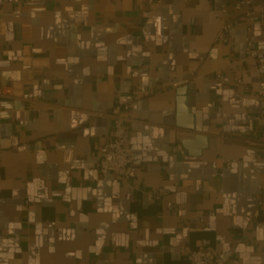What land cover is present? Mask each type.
Returning <instances> with one entry per match:
<instances>
[{"label": "crops", "instance_id": "0c3cea01", "mask_svg": "<svg viewBox=\"0 0 264 264\" xmlns=\"http://www.w3.org/2000/svg\"><path fill=\"white\" fill-rule=\"evenodd\" d=\"M230 5L161 0L155 29L144 0H0V264H186L181 246L202 239L227 264H264V156L250 143L264 142V116L247 23L234 28L236 64L215 40ZM185 87L193 132L209 138L197 155L171 150L186 131ZM116 102L128 105V180L97 167Z\"/></svg>", "mask_w": 264, "mask_h": 264}, {"label": "built area", "instance_id": "2783aa9c", "mask_svg": "<svg viewBox=\"0 0 264 264\" xmlns=\"http://www.w3.org/2000/svg\"><path fill=\"white\" fill-rule=\"evenodd\" d=\"M144 1L147 7L142 10V16L147 24L158 29L161 18L155 14V9L161 0ZM221 14L224 21L216 33L215 40L231 47L230 55L233 64L238 62L234 54V28L239 27L243 22L247 23L244 58L250 60L256 74L257 87L255 92L258 96L261 114L264 116V50L258 49L252 30V25L257 23L264 34V0H231L230 7L225 6L222 8ZM239 66L233 70L232 86L234 95L237 98H242L250 90V86L244 80ZM215 76L217 78L222 77L219 72ZM127 110V104L116 102L108 112L111 119L110 130L106 140L98 149L97 167L102 178L112 175L118 180H128L131 176L132 158L128 150L127 129L124 125ZM250 143L263 149L264 156V142L252 141ZM171 150L179 154H185L186 152L181 142L173 143ZM156 192L160 194L162 190L158 189ZM260 205L264 206V200L260 202ZM180 252L184 256L186 264H227L207 239H202L195 248L183 245Z\"/></svg>", "mask_w": 264, "mask_h": 264}, {"label": "water", "instance_id": "95a60500", "mask_svg": "<svg viewBox=\"0 0 264 264\" xmlns=\"http://www.w3.org/2000/svg\"><path fill=\"white\" fill-rule=\"evenodd\" d=\"M186 87L180 91L177 99V126L186 131L178 132L177 138L189 154L197 155L208 146L209 138L205 134L195 133V121L187 106Z\"/></svg>", "mask_w": 264, "mask_h": 264}]
</instances>
